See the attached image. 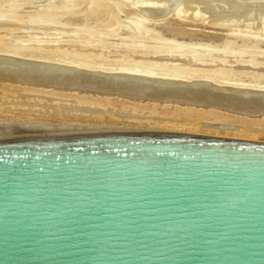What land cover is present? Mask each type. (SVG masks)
Masks as SVG:
<instances>
[{
  "label": "water",
  "instance_id": "1",
  "mask_svg": "<svg viewBox=\"0 0 264 264\" xmlns=\"http://www.w3.org/2000/svg\"><path fill=\"white\" fill-rule=\"evenodd\" d=\"M0 264H264V142L0 118Z\"/></svg>",
  "mask_w": 264,
  "mask_h": 264
},
{
  "label": "rangeland",
  "instance_id": "2",
  "mask_svg": "<svg viewBox=\"0 0 264 264\" xmlns=\"http://www.w3.org/2000/svg\"><path fill=\"white\" fill-rule=\"evenodd\" d=\"M3 50L36 58L47 55L53 59L72 60L93 69L109 70L126 66L142 68L155 76L170 74L171 77L178 75L187 78L212 74L221 83L264 88V0H0V53L3 54ZM20 59H16L15 63H12L13 60L0 61V71L6 67L5 72L11 69V73L20 70L21 73H31L32 65ZM173 73L177 74L172 76ZM14 80L15 86L14 83L4 82L9 84L7 86L0 82V118L56 123L67 121L60 117L6 109L4 105L9 97H16V93L30 86ZM17 83L21 86H17ZM38 85L35 87L41 89L47 86ZM115 92L112 93L114 97L108 95L112 98L106 96L109 93L102 94L105 98L101 94V97L94 95L93 99L80 96L83 103H107L111 113L79 121L117 128H162V131L169 132L217 134V137L227 135L226 138L240 134L235 139L241 137L264 142V111L258 113L260 110H256L251 116L240 107H231L234 105L231 102L228 108L225 104L228 101L222 96L215 97L216 101L213 99L215 102L218 100L217 103L200 98L192 102L193 106L195 102L198 106L193 107L188 101L183 103L187 107L178 103L179 107L173 105L176 98L159 96L156 99L157 96H151L149 98L153 101L148 99L145 102L147 98L139 97L142 93L137 95L140 100L136 101L135 97L134 100L130 97L132 93L127 95L128 92H124L121 95L120 91ZM66 95L76 96L74 93ZM161 98L166 103L170 98L173 104H162ZM220 98L224 99L221 102L227 108L223 103L219 105ZM201 103L206 106L210 104V108ZM213 103L218 107L212 106ZM181 105L186 108H181ZM172 122L186 124L181 129L173 130ZM253 131L258 132V136Z\"/></svg>",
  "mask_w": 264,
  "mask_h": 264
},
{
  "label": "bare ground",
  "instance_id": "3",
  "mask_svg": "<svg viewBox=\"0 0 264 264\" xmlns=\"http://www.w3.org/2000/svg\"><path fill=\"white\" fill-rule=\"evenodd\" d=\"M24 54L20 53V52H16V51L4 52V50H3V54L0 53V61L1 62H5V61H7V62L11 61L12 62V60H13L12 63H15L16 59L18 60L19 58H21L20 60H23V62H26V63H30L33 67L32 68L33 70L31 73H25L26 71L25 72L22 71V73H21L20 72L21 70L17 71V73H15V71H14V73H11L13 71V70L10 71L11 69L9 70L10 72L8 70H6V72H5L4 70L7 69L6 67L3 70L4 72L0 71V80H1L0 82L2 84H5L8 86L9 84L14 83V86H15L16 82H12V80H14V78H15L16 80H18L17 82L20 81V83L22 82V84L24 82V83H26V85H28V84L30 85L29 86L30 88L27 86L24 91H22L20 93H16L17 94L16 97H14V95H12L10 93V95H12V97L8 98L9 100L7 101V103H5L4 106H6V109H8V110L10 109V110L18 111L20 113H25V114H36V115H44V116H50V117H60L63 120H67L66 122H62V123H66V124L102 126L101 124H98V123L97 124L96 123H94V124L93 123H82L79 120H83L82 118H98V117L102 116L103 114H110L111 113L110 106H107L106 105L107 103L105 105L104 104H93L90 102L83 103L82 98L80 96H89V97H85V98H89V99L92 98L93 99V97H95L97 95L100 96V94L102 95L103 93L104 94L109 93L107 95L105 94L106 96H108L110 94L113 95L112 93L115 91H117V92L120 91L121 95L124 92H125V94H127L126 92H128L127 95L132 93V95H130V97L132 96L133 100L135 97L136 101L140 100L137 97V95L139 93L143 94V95L141 94V96L138 95L139 97H142L141 99L147 98L145 100V102H147L148 99H150L149 101L152 102L153 100H151V98H149L151 96H157L156 99L159 96L160 97L162 96V98L170 97V98H176L177 100H179L177 102V100L175 101L173 99L174 100V102H173L174 104H173V103H171L172 99L169 98L170 101H168V102L173 104V105H175V104L177 105L178 103L183 104L184 102L187 103L188 101H191L190 103H192V102L194 103V101H195L194 99H200V98H201V100L202 99H209V100L213 101V99H215V97H217V96L221 97L222 96L225 98V101L226 100L228 101L225 103L228 106V108H230L228 103L231 102V104L232 103L234 104V105L230 104L231 107L235 106L237 109L240 107V109L246 110V111L243 110L245 113L247 112V113L251 114V113L257 112L258 110H260V111H258V113H260L261 111H264V88L256 87V86L238 87V86H233L232 84L221 83L217 80V78H216L217 76L212 75V74L191 75L188 78L178 76V75L174 76V74H177V73L172 74V76H174V77L169 76L170 74L165 75V76H163V75L162 76H160V75L155 76V74H152L151 72H148L146 70H141L142 68L141 69H139V68L138 69L137 68H126V66H125L124 68L123 67L116 68V69L111 68L109 70L108 69L103 70V69H99V68L93 69V68H89L90 66L88 67L87 65H84L81 63H74L72 60L53 59L52 57H49L47 55L46 56H39L38 58H36V57H33L29 54H27V55L26 54L24 55ZM30 59H32V62L30 61ZM0 67L2 68V66H0ZM27 72H29V71H27ZM9 75H11L13 77V79ZM4 82H9V84H6ZM38 84H41L42 86L47 85L49 87L47 88V86H45L46 87L45 89L35 87V86H39ZM18 85H19V83H17V86ZM19 86H21V85H19ZM75 89H77L78 92H76V93L73 92ZM117 92H115V94ZM66 93H69V94L74 93L76 96H79V97H76V96L75 97H66L67 96ZM127 95H125V96L127 98H130ZM113 97H114V95H113ZM123 97L124 96H122V99H123ZM126 97L124 99H127ZM103 98H105V97L103 96ZM109 98H112V97H109ZM116 98H118V96H116ZM162 98H161V100H162ZM216 99H215V101H216ZM130 100H131V98H130ZM163 100L161 102L162 104L163 103L169 104V103H166V100H165V102H163ZM201 100H199V101H201ZM221 100H224V99L220 98L219 105L223 103V102H221ZM143 101H141V102H143ZM199 101H197V103ZM207 101H204V102L208 103L209 101L208 102ZM215 101H213V102H215ZM175 102H177V103H175ZM217 102H218V100H217ZM217 102H215V103H217ZM157 103H159V102H157ZM193 103H192V106H193ZM225 104H224V107H225ZM108 105H109V103H108ZM183 105H181V108ZM196 105L197 104L195 102L194 106H196ZM203 105L206 106L205 103L202 104V106ZM208 105L210 108V104H207L206 107H208ZM211 105L212 106L216 105L218 107V105L217 104L214 105V103ZM177 106H179V105H177ZM184 106H186V105H184ZM190 106H191V104H190ZM216 106H215V108H216ZM186 107H184V108H186ZM225 108H227V107H225ZM235 109L232 111H235ZM200 110H201V108H200ZM228 113H230V112H228ZM250 114H248V115H250ZM253 115H255V114H253ZM251 116H252V114H251ZM255 116H257V115H255ZM263 116L264 115L262 113V117ZM245 117H247V116H245ZM259 117H261V115ZM183 118H185V117H183ZM27 120H29V119H27ZM77 121H79L80 123H77ZM183 121H186V120H183ZM172 123L174 124V126H172L168 123L167 124L170 125V127L172 126L173 130L177 129V128L181 129V128H183L182 125L186 124L184 122H182L183 124L174 123V122H172ZM159 126L160 125H158V127ZM165 126H166V124H165ZM186 126H188V125H186ZM103 127H110V126H103ZM111 127H113V126H111ZM120 127H118V128H120ZM160 129L161 130H157V131H162V128H160ZM165 129H168V128H165ZM210 129H209V131H210ZM186 130H187V128H186ZM163 131H165V130L163 129ZM166 131H168V130H166ZM170 131H171V128H170ZM223 131L225 132V130H223ZM237 131L235 132L236 134H237ZM178 132H180V131H178ZM181 132H182V130H181ZM262 132H264V131H262ZM219 133H221V132H219ZM252 133L253 134L255 133L256 136H258L257 134H259L258 132H254V131ZM245 134H247V133H245ZM253 134H251V135L253 136ZM204 135H206V134H204ZM216 135L217 134L212 135V136H216ZM234 135L235 134H233V136ZM217 136H219V135H217ZM236 136H240V134L239 135L237 134ZM236 136H234L233 138L235 139ZM241 136H244V134ZM230 138H232V136ZM240 138L241 137H239L237 139H240ZM241 140H246V139L241 138ZM249 140L252 141V139H250V138H249ZM253 140H256V139H253Z\"/></svg>",
  "mask_w": 264,
  "mask_h": 264
}]
</instances>
